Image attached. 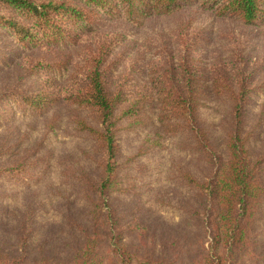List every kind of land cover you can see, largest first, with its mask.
I'll list each match as a JSON object with an SVG mask.
<instances>
[{"label": "trees", "instance_id": "obj_1", "mask_svg": "<svg viewBox=\"0 0 264 264\" xmlns=\"http://www.w3.org/2000/svg\"><path fill=\"white\" fill-rule=\"evenodd\" d=\"M193 6L264 23V0H0V32L16 52L1 45L0 66L26 55L14 81L1 84L0 182L17 192L0 184V202L55 171L78 207L61 215L62 242L35 247L38 206L3 205L19 252L0 242V264H264V77L235 52L195 59L204 37L190 23L150 59L128 58L103 31L104 20L142 25ZM47 114L28 144L19 123ZM61 128L82 146L52 157L47 138ZM166 145L162 171L154 157ZM161 171L169 193L153 203L193 229L196 246L175 225L158 231L157 246L143 243L155 233L145 197Z\"/></svg>", "mask_w": 264, "mask_h": 264}, {"label": "rangeland", "instance_id": "obj_2", "mask_svg": "<svg viewBox=\"0 0 264 264\" xmlns=\"http://www.w3.org/2000/svg\"><path fill=\"white\" fill-rule=\"evenodd\" d=\"M104 20L103 31L116 34L120 38L118 46L121 47V52L128 55V58H136L144 56L145 59H150L152 55L155 57L167 52V49L173 48V36L181 25L187 23L192 28L200 29V35L203 36L202 46L198 48L193 56L195 59L200 58L202 54H208V57H223L225 59L233 52L243 55L251 62V67L257 73L258 78L264 77V23H257L255 26L247 27L240 23L236 19L228 17H218L207 9H202L198 6L182 8L180 11L170 16L164 17H151L145 21L142 25H135L133 23L125 21H108ZM11 40V41H10ZM12 39L7 38L0 32V46L5 45L11 51V54L16 53L14 51ZM1 49V48H0ZM2 50V49H1ZM3 52V51H2ZM26 55L21 52L20 56L14 60L9 66H0V93L8 92L1 86L10 84L14 81L17 69V63L21 61ZM13 56L9 55L7 60H11ZM1 99V96H0ZM64 119V110L60 108L56 115ZM50 115L47 114L44 117L37 118H25L19 123L20 136L26 134L28 144H35L41 137L44 131V126L49 120ZM22 120V119H21ZM31 120V121H30ZM1 127V126H0ZM0 128V133L3 130ZM47 131V129H46ZM5 135L4 131L2 132ZM64 130L61 128L57 133L50 135L47 138V149L51 150L52 157L73 155L77 152L81 143L64 137ZM19 136V137H20ZM167 146V145H166ZM171 155V147L168 145L166 149L158 153L154 158L160 159L161 169L163 171V163H165ZM160 174H156L152 177L153 180V192L145 197L146 205L152 212V224L155 225V233L150 234L143 239L145 246H157L158 245V231L162 228H172L173 225L178 227L179 231L184 235L185 244L190 242L196 246L197 241L194 238V230L181 229L178 216H171L164 213L165 211L159 210L157 205L153 203V197L157 195V192H166L169 189L166 188L164 178ZM2 190L7 194H15L17 190L6 185L5 182H0ZM33 191V192H31ZM31 192V193H29ZM69 192L65 190L59 180H57L55 171H53L46 183L35 189H21L15 202L1 201L0 202V242H3L6 247V252L14 254L19 252L15 244V226L13 221L3 219L2 211L3 205H8L10 208L15 209L22 208L28 202V206H38L39 217L38 226L39 231L35 234L31 240L32 244L37 245L43 240L48 239L51 242V246L59 244L65 239V234L62 233L61 227H65V223L61 221V215L67 214L66 209L69 205H72L71 211L74 213L78 207L72 202L71 197L67 198ZM70 203V204H69ZM195 240V242H194ZM182 246V245H181Z\"/></svg>", "mask_w": 264, "mask_h": 264}]
</instances>
